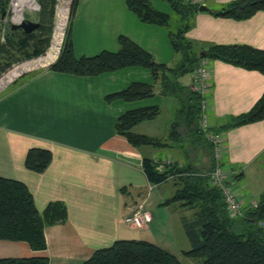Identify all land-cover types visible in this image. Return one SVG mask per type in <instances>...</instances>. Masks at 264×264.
Masks as SVG:
<instances>
[{
	"label": "crops",
	"instance_id": "0c3cea01",
	"mask_svg": "<svg viewBox=\"0 0 264 264\" xmlns=\"http://www.w3.org/2000/svg\"><path fill=\"white\" fill-rule=\"evenodd\" d=\"M150 1L157 9L171 14L170 4L165 0ZM230 1L203 0L208 9L192 13L191 27L185 35L200 53L213 44H246L264 49V9L244 19L210 11ZM69 32L77 57L103 50L116 51L119 36L125 35L159 62L173 67L177 61H183V53L174 50L165 27L140 20L125 0H78ZM209 61V114L226 137L224 162L237 171L236 180L243 181L239 190L258 201L264 192V117L246 123H239L237 117L250 111L264 94V72L219 57ZM184 76L180 81L190 86L192 72L189 79ZM135 81L151 85L153 94L131 100L107 99V95ZM161 83L150 68L142 65L97 75H77L50 68L25 74L0 93V176L23 181L42 214L55 201L62 202L67 209L63 220L45 227L46 249L34 250L26 241L0 238V257L45 255L49 264H82L96 249L132 237L126 234L128 224L124 217L138 203L144 202L151 210L153 204L165 201L159 193L166 190L155 193L158 186L154 185L172 182L173 194L179 187L175 174L152 184L144 170L145 158L155 162L178 160L182 166L192 163L200 172L209 169L211 155L205 157L199 150L196 157H183L182 141L159 147L135 146L116 131L115 124L122 113L157 106L160 114L135 124L132 131L167 136L176 115V103L173 95L162 90ZM164 113L166 116L160 123L157 120ZM32 147L47 148L52 153L50 163L41 172L25 164ZM212 154L214 157V150ZM168 168L169 164L158 170ZM144 181L153 186L146 187ZM174 202L177 205L173 212L181 214L184 241L191 248L183 211L193 209ZM154 219L153 214L146 227L134 228H149L147 233L153 237L157 222ZM181 253L192 257L185 250Z\"/></svg>",
	"mask_w": 264,
	"mask_h": 264
},
{
	"label": "trees",
	"instance_id": "16d2710c",
	"mask_svg": "<svg viewBox=\"0 0 264 264\" xmlns=\"http://www.w3.org/2000/svg\"><path fill=\"white\" fill-rule=\"evenodd\" d=\"M78 0L73 1L72 18ZM143 22L168 28L170 41L175 51L183 53V61L176 66L157 61L153 55L125 35L118 38L116 51L103 50L95 55L77 57L68 31L66 43L59 59L50 67L56 71L77 75H97L129 65H142L150 68L154 78L162 81V90L175 98L176 115L170 123L166 137L138 134L132 127L146 119L160 114L157 106L135 108L122 113L116 121V131L128 141L139 146L151 144L154 147L166 146L170 142L182 141L183 157L191 159L197 152L211 155L213 168V145L199 127L201 115L200 94L180 81V77L195 70L201 53L193 48L185 33L191 27L190 17L199 10L201 3L190 0H167L178 20H185L176 32L169 29L171 14L157 9L150 0H125ZM10 0H0V19L7 15ZM40 25L30 33L21 28L13 29L8 19L0 28V71L20 58L37 55L49 43L52 31L56 0H39ZM38 7V3H26ZM22 8V6H21ZM21 8H16L20 10ZM264 9V0H232L213 11L216 15L244 19L256 11ZM71 26V23H70ZM4 36L5 40H1ZM204 57L222 58L231 63L264 72V49L246 44H213L204 49ZM153 94L152 86L135 81L127 88L107 95V99L121 97L138 99ZM264 117V94L254 107L237 117L239 123L256 121ZM236 122V123H238ZM214 130H221L214 123ZM169 142V144H168ZM193 153V154H192ZM200 153L198 157L200 156ZM182 158V157H180ZM52 159L47 148L32 147L28 150L25 164L36 171H43ZM169 165L159 171L157 162L144 159V170L152 184L176 175L179 187L165 203L179 201L181 205L196 208L191 220L186 221V231L192 247L185 254L197 257L201 264H264V192L256 206L244 209L242 215L231 217L226 209L224 197L219 188L213 186L209 176L195 170L192 163L185 166ZM66 206L59 201L50 203L42 214L34 202L27 185L18 179L0 176V238L23 240L34 250L47 248L45 227L66 217ZM0 264H49L45 255L29 257H0ZM82 264H183L176 254L146 239H117L108 246L96 249Z\"/></svg>",
	"mask_w": 264,
	"mask_h": 264
},
{
	"label": "built area",
	"instance_id": "2783aa9c",
	"mask_svg": "<svg viewBox=\"0 0 264 264\" xmlns=\"http://www.w3.org/2000/svg\"><path fill=\"white\" fill-rule=\"evenodd\" d=\"M74 0H56L52 31L49 38L48 49L43 52L25 57L12 62L5 69L0 71V93L10 84L18 80L27 72H34L50 68L60 57L67 40L68 31L72 19V5ZM191 3H202L203 0H190ZM9 16V15H8ZM55 44L54 49H51ZM55 50V51H54ZM210 61L206 57H201L193 71L191 88L200 94L201 115L198 123L199 127L205 133L208 141L214 148V166L208 172L210 183L219 188L226 204V209L231 217L242 215L244 211L245 199L242 197V191L239 190L236 183L237 171L233 170L224 162L225 135L212 126L214 121L209 114V92H210ZM159 170H163L165 165L173 164L172 159L156 161ZM237 193H241L236 197ZM244 199V200H242ZM251 206H256L257 201L253 200ZM153 219V213L146 208L144 202H140L131 212L124 217V222L133 227H146ZM264 226V220L260 223Z\"/></svg>",
	"mask_w": 264,
	"mask_h": 264
},
{
	"label": "rangeland",
	"instance_id": "374dc122",
	"mask_svg": "<svg viewBox=\"0 0 264 264\" xmlns=\"http://www.w3.org/2000/svg\"><path fill=\"white\" fill-rule=\"evenodd\" d=\"M35 1L38 3L37 8H31L28 5H26V3H28V2L33 3L34 0H10L9 7L7 9L8 10L7 15L5 16V18L3 20L0 19L1 30L3 31L4 21L6 19L9 20L11 16H12V18H14L16 15V8H21V6H22V17H29L33 20H39L41 5H40L39 0H35ZM165 2L169 5L167 0H165ZM210 7H212L211 3H210ZM158 8H160V7H158ZM170 9H171L170 13L172 14V20H171V24L169 25V29L171 31L176 32L177 28H182L184 26L185 20H178L179 18L177 17V14L174 13L171 6H170ZM71 11H72V8H71ZM165 29L168 32V28H165ZM69 31H70V28H69ZM2 37L4 38V36H2ZM4 40H5V38H4ZM48 47L49 46L47 45L44 50L48 49ZM180 63H181V60L177 61L176 64L178 65ZM174 66H176V65H174ZM48 69H50V68H48ZM1 71H2V69H1ZM28 73H31V72H27L25 74H28ZM24 75H22V76H24ZM190 75H191V72H188L187 74H185L184 79H189ZM165 116H166L165 113L162 114L161 117L157 121H160V123H162ZM203 154L205 155V157L208 156V154H206V152H203ZM205 161L206 160H203V163ZM175 163H173V164H175ZM178 166H182V164L179 163ZM209 166H210V163L208 165V168H209ZM198 168H200V165H198ZM201 174L206 175V174H208V172L204 171V172H201ZM250 179L252 180V177H250ZM242 182L243 181L240 179V180L236 181L235 184L240 185V184H242ZM143 184L146 185V187L149 186V188H150V186H153L149 182H146V181H144ZM154 186H158V188L157 187L154 188L155 193L163 192L166 190L165 193H159L160 195L163 196L162 198L165 201L160 203V205L158 203H155L152 205V208H151L152 213L155 216L154 222L157 221L155 228L153 230L155 235L153 234V237H152V234L150 235L149 233H147L149 231L148 230L149 228H147V229H145V228H134L132 226L134 228V229H132V227L130 228L129 225H127V227H126L127 233L126 234L128 236L129 235L132 236V237H127V238L149 240V241L155 243L156 245L175 253L183 264H201L197 257H195V258L193 256L192 257H185L181 253L182 250H186L187 248H190V247H188V245H186V242L184 241V231H183V227H182V223H181V214L173 212L174 207H176V205H177L175 202L165 203L166 200L174 192V189H175L174 184L172 182H166V183H160V185H154ZM151 192H152V190L150 191V193ZM240 194L241 193H237L236 197L237 196L239 197ZM246 195H247V198H246ZM242 197L245 199V202H244L245 206L243 207L244 209H246L248 207H252L251 202L253 200H256L254 198H251L248 193H242ZM256 198H259V197H256ZM244 199H242V200H244ZM161 208H163V209H161ZM192 209L195 210L196 208H192ZM193 210H191V208H190V209H185L183 211V215L186 217L185 219H187V221L191 220L193 218V215H192Z\"/></svg>",
	"mask_w": 264,
	"mask_h": 264
},
{
	"label": "water",
	"instance_id": "95a60500",
	"mask_svg": "<svg viewBox=\"0 0 264 264\" xmlns=\"http://www.w3.org/2000/svg\"><path fill=\"white\" fill-rule=\"evenodd\" d=\"M207 6L204 4H201L199 6V10H207ZM11 26L13 29L15 28H21L23 29L26 33H30L33 30L37 29L40 25V21L38 20H33L29 17H22L21 19H15L12 18V16L9 19ZM202 56L205 55L204 52L201 53Z\"/></svg>",
	"mask_w": 264,
	"mask_h": 264
},
{
	"label": "bare ground",
	"instance_id": "6f19581e",
	"mask_svg": "<svg viewBox=\"0 0 264 264\" xmlns=\"http://www.w3.org/2000/svg\"><path fill=\"white\" fill-rule=\"evenodd\" d=\"M29 7H31V8H37V7H32V6H29ZM14 18L15 19H21L22 18V8L20 10L16 9V15H15ZM54 47H55V44L52 45L51 49H54Z\"/></svg>",
	"mask_w": 264,
	"mask_h": 264
}]
</instances>
